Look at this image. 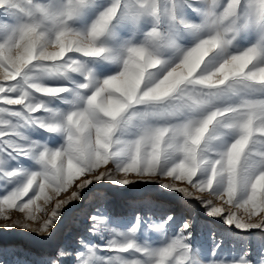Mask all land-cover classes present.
Returning a JSON list of instances; mask_svg holds the SVG:
<instances>
[{
    "label": "snow or ice",
    "instance_id": "obj_1",
    "mask_svg": "<svg viewBox=\"0 0 264 264\" xmlns=\"http://www.w3.org/2000/svg\"><path fill=\"white\" fill-rule=\"evenodd\" d=\"M102 182L228 229L96 207L46 264H264V0H0V227L51 236Z\"/></svg>",
    "mask_w": 264,
    "mask_h": 264
},
{
    "label": "rangeland",
    "instance_id": "obj_2",
    "mask_svg": "<svg viewBox=\"0 0 264 264\" xmlns=\"http://www.w3.org/2000/svg\"><path fill=\"white\" fill-rule=\"evenodd\" d=\"M88 197H95L85 207L84 204H72L65 210L61 223L53 230V235H37L31 231L13 228L6 231L0 227V261L3 264H46L55 257L61 247H73L78 239L85 235V213L94 212L96 207H106L115 217H131L134 214L152 215L155 218L167 214L180 217L194 216L197 219V233L207 235L209 226L218 230L228 229L219 219L208 217L204 209L195 201L186 202L179 193H173L161 188L157 184H134L125 187L102 182L93 185L91 190H85ZM96 193H105L106 204ZM3 221H0V225ZM237 236L247 235L238 230ZM258 231V230H254ZM237 252L241 251V244L236 241ZM255 253V246L253 249Z\"/></svg>",
    "mask_w": 264,
    "mask_h": 264
}]
</instances>
